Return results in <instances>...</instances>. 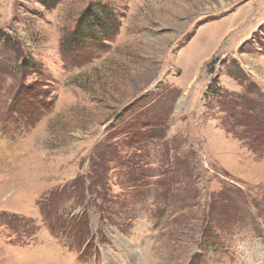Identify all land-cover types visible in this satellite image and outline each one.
Returning <instances> with one entry per match:
<instances>
[{
  "label": "rangeland",
  "instance_id": "obj_1",
  "mask_svg": "<svg viewBox=\"0 0 264 264\" xmlns=\"http://www.w3.org/2000/svg\"><path fill=\"white\" fill-rule=\"evenodd\" d=\"M0 40V264H264V0H0Z\"/></svg>",
  "mask_w": 264,
  "mask_h": 264
},
{
  "label": "trees",
  "instance_id": "obj_2",
  "mask_svg": "<svg viewBox=\"0 0 264 264\" xmlns=\"http://www.w3.org/2000/svg\"><path fill=\"white\" fill-rule=\"evenodd\" d=\"M60 0H37V2H39L45 9L47 10H51L53 8H55L58 3H59ZM100 9L101 11L103 12H107V8L105 7H99V12H100ZM112 15L111 13H109L107 15V19H105L104 23L102 24H99V22H97L96 24V27H94L93 25L94 24H89L88 23H85L83 24V29H81V33H77L75 32L73 37L71 38V44H75V45H78L81 41L83 42H86L87 39L90 40V42L92 44H95L98 42L97 40V36L96 34H99L102 36L101 40L106 42V41H109L111 39V33L112 34H116V31H117V27H118V24H117V21H115L114 18H111ZM82 21H84L82 19ZM84 23V22H83ZM88 25V26H87ZM93 30H96V33L93 32ZM77 42V43H75ZM0 43H1V40H0ZM214 81H212V83H214ZM212 83L209 85L207 91H209L212 87Z\"/></svg>",
  "mask_w": 264,
  "mask_h": 264
},
{
  "label": "bare ground",
  "instance_id": "obj_3",
  "mask_svg": "<svg viewBox=\"0 0 264 264\" xmlns=\"http://www.w3.org/2000/svg\"><path fill=\"white\" fill-rule=\"evenodd\" d=\"M190 256V255H189Z\"/></svg>",
  "mask_w": 264,
  "mask_h": 264
}]
</instances>
